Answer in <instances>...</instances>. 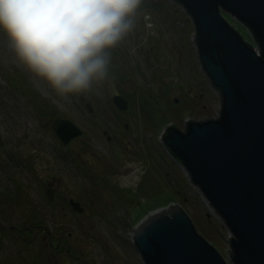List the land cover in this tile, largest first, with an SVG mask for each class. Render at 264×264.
<instances>
[{
  "label": "rangeland",
  "instance_id": "374dc122",
  "mask_svg": "<svg viewBox=\"0 0 264 264\" xmlns=\"http://www.w3.org/2000/svg\"><path fill=\"white\" fill-rule=\"evenodd\" d=\"M223 14L256 48L248 28ZM138 16L113 49L106 81L68 97L24 69L0 34V264H145L135 226L172 201L233 264L226 223L161 136L170 123L183 130L190 119L217 118L220 91L202 67L181 4L142 0ZM114 94L127 99L125 109ZM57 117L81 134L63 144L51 126ZM126 160L142 164L138 180L126 175ZM122 178L128 186H120Z\"/></svg>",
  "mask_w": 264,
  "mask_h": 264
},
{
  "label": "water",
  "instance_id": "95a60500",
  "mask_svg": "<svg viewBox=\"0 0 264 264\" xmlns=\"http://www.w3.org/2000/svg\"><path fill=\"white\" fill-rule=\"evenodd\" d=\"M175 1L193 20L199 59L220 91L221 110L217 118L190 119L183 130L170 123L163 144L231 231L233 264H264V0ZM223 10L248 28L257 49ZM112 99L128 106L122 95ZM51 126L63 144L82 132L65 117ZM69 203L82 211L77 201ZM134 244L145 264H228L174 201L135 226Z\"/></svg>",
  "mask_w": 264,
  "mask_h": 264
},
{
  "label": "clouds",
  "instance_id": "9594fccd",
  "mask_svg": "<svg viewBox=\"0 0 264 264\" xmlns=\"http://www.w3.org/2000/svg\"><path fill=\"white\" fill-rule=\"evenodd\" d=\"M141 3L0 0V34L24 69L57 96L68 97L106 81L113 49L135 28ZM124 167L131 169L126 175L132 179L143 174L139 162L126 160ZM120 186H128L123 178Z\"/></svg>",
  "mask_w": 264,
  "mask_h": 264
},
{
  "label": "flooded vegetation",
  "instance_id": "af4514ba",
  "mask_svg": "<svg viewBox=\"0 0 264 264\" xmlns=\"http://www.w3.org/2000/svg\"><path fill=\"white\" fill-rule=\"evenodd\" d=\"M185 126H186V125H185ZM48 184H50V183H48ZM48 188H49V191H51V193H52V188H50V187H48ZM48 188H47V189H48ZM47 189H46V190H47ZM49 198H51L52 200L54 199V197H53V193H52V197H49ZM68 203H69V202H68Z\"/></svg>",
  "mask_w": 264,
  "mask_h": 264
},
{
  "label": "trees",
  "instance_id": "16d2710c",
  "mask_svg": "<svg viewBox=\"0 0 264 264\" xmlns=\"http://www.w3.org/2000/svg\"><path fill=\"white\" fill-rule=\"evenodd\" d=\"M240 32V31H239ZM248 41V40H247ZM251 45H252V42L248 41ZM253 46V45H252Z\"/></svg>",
  "mask_w": 264,
  "mask_h": 264
},
{
  "label": "bare ground",
  "instance_id": "6f19581e",
  "mask_svg": "<svg viewBox=\"0 0 264 264\" xmlns=\"http://www.w3.org/2000/svg\"><path fill=\"white\" fill-rule=\"evenodd\" d=\"M165 133V132H164ZM123 169H125V167H123Z\"/></svg>",
  "mask_w": 264,
  "mask_h": 264
}]
</instances>
